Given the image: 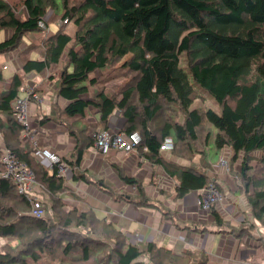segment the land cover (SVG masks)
I'll list each match as a JSON object with an SVG mask.
<instances>
[{
    "label": "trees",
    "instance_id": "16d2710c",
    "mask_svg": "<svg viewBox=\"0 0 264 264\" xmlns=\"http://www.w3.org/2000/svg\"><path fill=\"white\" fill-rule=\"evenodd\" d=\"M17 1L25 10L23 19L18 16ZM58 7L57 0H0V30L13 32L9 39L0 40V54L19 50L24 37L42 30L39 22H47L50 11L60 21L68 19L76 26L73 35L63 24L43 42L26 45L18 55L21 72L11 77L7 89L0 90V239L6 240L0 249V264H52L48 260L57 264L211 263L208 254L199 249L176 255L155 243L132 244L93 208L71 206L65 210L66 195L77 201L79 197L66 178L58 175L56 166L50 174L35 160L34 143L23 141L25 128L13 107L25 77L57 70L65 55L68 63L58 78L56 95L67 105L54 107L51 116L40 121L41 126L59 120L52 116L85 117L94 108L100 115V130H109L111 117L121 112L126 120L124 134L141 135L138 156L179 181L178 198L210 184L221 191L215 175H209L214 165L207 149L213 139L218 152L230 150L231 172L241 160L240 170L235 172L251 222L247 220L250 227L240 233L255 229L258 223L264 228V157L257 167L251 164L253 153H264V0H62L61 17ZM33 54L40 58L33 59ZM183 54L187 68L182 67ZM124 59L123 68L134 77L117 94L99 90L100 83L110 80L101 81L95 73H105L112 63ZM204 95L219 104L220 114L209 107L191 110L194 101ZM204 120L212 130L205 131ZM93 132L89 144L77 149L76 161H66L73 179L97 184L104 193L122 200L109 182L80 167L84 150L95 144ZM76 136L79 142L80 135ZM167 137L174 140L170 153L161 151ZM5 150L13 151L17 161L34 173L39 185L36 194L46 210L43 218L31 215L30 200L13 180L4 177ZM118 171L126 183L136 185L140 194L144 192L141 180ZM136 199L131 197L132 202ZM138 204L157 205L146 200ZM211 215L222 227L221 212L213 208ZM104 250L108 255L99 257Z\"/></svg>",
    "mask_w": 264,
    "mask_h": 264
},
{
    "label": "crops",
    "instance_id": "0c3cea01",
    "mask_svg": "<svg viewBox=\"0 0 264 264\" xmlns=\"http://www.w3.org/2000/svg\"><path fill=\"white\" fill-rule=\"evenodd\" d=\"M26 45L28 46L23 44L15 52L2 54L6 58L4 66L11 77L21 72L22 64L18 55ZM32 58L36 60L40 57L33 54ZM11 77L5 80V89L9 87ZM50 79L36 72L25 77L20 99L27 98L30 89H34L41 102L32 100L28 119L29 134L24 136L26 139L30 138L38 147L58 154L67 164V160L76 161L77 149L85 148L89 144L88 138L92 131L100 129V115L96 109L91 108L85 117L52 116L59 120L41 126L40 121L44 116H51L54 107L62 109L67 105L56 95L58 78ZM125 124V118L117 111L111 117L108 129L124 133ZM75 134L80 135L79 142ZM84 151L86 152L80 167L89 170L96 179L109 182L115 195L123 196L124 199L119 200L104 193L97 184L94 186L75 182L69 167L64 177L69 188L80 198L78 201L73 200L75 207H80L83 203L92 206L99 218L112 222L132 244L155 243L172 250L176 255H183L188 250H203L208 254L210 264H264V228L258 223L255 229L240 233L248 228L245 222L249 210L246 197L235 186L231 171L227 172L221 167L222 159L229 160L230 150L220 152V164L209 172L211 177L215 175L216 182L227 197V202L218 207L224 219L222 227H218L212 215L201 211L197 205V199L205 188L194 189L184 198H178L179 181L169 178L160 167L146 162L136 152L123 154L112 150L103 156L95 146ZM36 158L35 160L47 168L50 174L53 173L54 167L50 161L39 155ZM177 162L189 165L183 161ZM240 164L241 160L234 165V171L240 170ZM118 168L124 170L125 175L141 180L140 182L145 184L144 192L140 194L136 185L126 183ZM131 197L137 199L132 202ZM144 200L157 205L140 206L138 201ZM169 212H172V217H166ZM5 242L6 240L0 239V249Z\"/></svg>",
    "mask_w": 264,
    "mask_h": 264
},
{
    "label": "built area",
    "instance_id": "2783aa9c",
    "mask_svg": "<svg viewBox=\"0 0 264 264\" xmlns=\"http://www.w3.org/2000/svg\"><path fill=\"white\" fill-rule=\"evenodd\" d=\"M63 24H68V19L63 21ZM40 29H46V21L39 22ZM35 100L41 102V98L36 94L34 89H30L29 95L25 99H17L13 103L15 116L18 122L25 128L23 133L28 136L29 131V111L31 102ZM95 140V148L103 156L108 155L112 150L119 153L131 154L136 152L137 147L141 144L142 138L138 132L126 135L122 132H114L111 130H96L93 132ZM30 139V138H28ZM36 147V155L46 158L53 167H57L58 175L64 177L69 166L56 153L49 149L40 148L34 143ZM174 140L172 137H167L162 146L161 151L170 153L174 150ZM5 164L4 177L13 180L18 188V191L25 195L31 202V215L36 218H43L46 215V210L43 202L36 194V188L39 186L31 169L24 163L18 162L14 153H6L3 157ZM221 166L229 170L227 160L222 159ZM227 202V197L220 192L214 184H210L201 193L197 199V205L201 211L211 214L213 208L219 207Z\"/></svg>",
    "mask_w": 264,
    "mask_h": 264
},
{
    "label": "rangeland",
    "instance_id": "374dc122",
    "mask_svg": "<svg viewBox=\"0 0 264 264\" xmlns=\"http://www.w3.org/2000/svg\"><path fill=\"white\" fill-rule=\"evenodd\" d=\"M57 2L59 4V7H58V11L59 12H57V14L61 17L62 16V0H57ZM17 3H18L17 6H19V8H18V16H19V18L23 19L25 17V14H24L23 11H25V10L23 9V7H21V2L20 1H17ZM50 19H57L58 20L59 18L54 16V13L52 11H50L49 15L47 17V22ZM47 24L48 25H47L46 29H42V30L36 31L33 34H30V35L24 37V42L26 44H29L31 42L32 43L33 42H38V43L39 42H43V40L45 38H47L49 35L55 34L59 30V28L61 27L60 19L58 21L50 20L49 23H47ZM63 28L70 35H73L75 33V31H76V26L74 25L73 22H70L67 25L64 24ZM12 34H13L12 30L4 28V29L0 30V40L1 41L7 40V39H9L12 36ZM126 59H124L120 64L119 63L118 64L112 63L111 66L107 70H105V73H102V71H97L95 73V77L97 79L101 80V81L110 80L108 83H104V82L100 83L98 85V89L99 90L102 89V88H105L107 91H109V94H117V93L120 92L122 87L124 85H126L134 77V74L127 72L126 71L127 69L123 68V65L126 63ZM5 61H6L5 56L1 54L0 55V71L2 72V75H3L4 79L6 80V79H9L11 77V74L8 71V69L4 66V63H6ZM65 63H68V56L67 55H65L63 57L62 66H58L57 70H56V68H53L51 70V72L49 73V74L53 73L55 75L53 76V75L47 74V75H45V77L51 78L50 80L59 78L60 74H61V71L64 69L63 65ZM181 63H182V67L183 68H187L186 57H185L184 54L181 56ZM6 83H5V81L0 82V90H2L4 88ZM9 84H10V81H9ZM58 84H56V85L58 86ZM85 84H89V82H85ZM21 95H23L22 92H21ZM201 107H202V109H204L203 107H205V108L209 107V108L213 109L214 111H216L218 114L221 113V107L219 106V104L212 97H210L208 95H204L202 98H199V99L195 100L193 105H192V107H191V110L196 109V108H201ZM30 121H31V124L33 125L31 118H30ZM205 123H206L205 131L212 130L211 125L209 123L205 122V120H204V124ZM22 138H23V141L27 140L25 138V136H24V133L22 135ZM8 152L9 153H13V151H11V150H5L4 155L6 153H8ZM35 152H36V150H35ZM34 157H35V159H37L36 158L37 155L35 153H34ZM207 157H208L209 161L211 163H213L214 166H218V164H220L221 154L216 149L213 139L211 140L210 145H209V147L207 149ZM263 157H264V153H262V152L253 153L251 155V164L253 165V167H257L259 165V162L261 161V159ZM226 160L229 163V160L228 159H226ZM5 171H6V168H5ZM254 173H255V171L250 172L251 175L254 174ZM231 174L233 175L232 179H234L235 186L238 188V190H240L241 182H240V180L238 178H236L237 177L236 176V172L232 171ZM70 190L74 191L72 188H70ZM241 190H242V188H241ZM66 197H65L66 200H64L65 205H66L65 206L66 207L65 210L69 211V210H71V206L74 205L73 200L74 201H77V200H75L70 195H66ZM74 207H75V205H74ZM80 208L86 210L87 208H92V206L90 207L88 204H84L83 203L80 206ZM246 215H247L246 221L248 220L249 222H251L250 214L248 213ZM246 225H247L246 227H248V228L250 227V225H248V224H246ZM136 245H142V244H136ZM106 251L107 250L102 251V253L99 254V257H105L106 255H108V253ZM48 261L50 263H52V264H57L56 261H51V260H48ZM177 264H181V263L179 262Z\"/></svg>",
    "mask_w": 264,
    "mask_h": 264
},
{
    "label": "clouds",
    "instance_id": "9594fccd",
    "mask_svg": "<svg viewBox=\"0 0 264 264\" xmlns=\"http://www.w3.org/2000/svg\"><path fill=\"white\" fill-rule=\"evenodd\" d=\"M46 24H47V22H46ZM60 24H61V26L63 25V21H60ZM68 24H69V21H68ZM48 25V24H47ZM67 25V24H66ZM226 160V159H225ZM228 166H229V163H228ZM221 167H223V166H221ZM224 169H225V171H227L226 170V168L224 167ZM230 171V168H229V170L227 171V172H229ZM207 188V187H206ZM220 191V190H219ZM220 192H222L223 193V191L221 190ZM226 196V195H225ZM221 206H219V208H220ZM219 208L218 207H216V209L217 210H219Z\"/></svg>",
    "mask_w": 264,
    "mask_h": 264
}]
</instances>
